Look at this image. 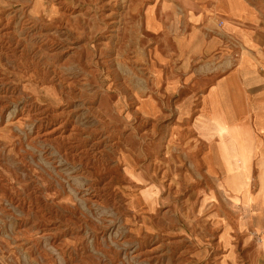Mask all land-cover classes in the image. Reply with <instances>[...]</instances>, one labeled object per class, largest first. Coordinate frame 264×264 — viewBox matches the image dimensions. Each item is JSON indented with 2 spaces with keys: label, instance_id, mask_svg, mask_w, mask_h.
Returning <instances> with one entry per match:
<instances>
[{
  "label": "rangeland",
  "instance_id": "374dc122",
  "mask_svg": "<svg viewBox=\"0 0 264 264\" xmlns=\"http://www.w3.org/2000/svg\"><path fill=\"white\" fill-rule=\"evenodd\" d=\"M157 3L0 0V264H244L264 250V227L244 249L242 194L206 175L195 111L168 92L175 64L145 31L161 29ZM228 109L204 101L196 127L231 136L215 163L228 157L255 198L264 168L251 176L254 141Z\"/></svg>",
  "mask_w": 264,
  "mask_h": 264
},
{
  "label": "crops",
  "instance_id": "0c3cea01",
  "mask_svg": "<svg viewBox=\"0 0 264 264\" xmlns=\"http://www.w3.org/2000/svg\"><path fill=\"white\" fill-rule=\"evenodd\" d=\"M157 1L147 8L155 10L161 29L158 33L145 31L152 36H162L159 45L164 50L158 52L164 62L159 64H175L176 72L167 79L166 86L170 94L182 95L178 111L183 116L195 111L189 129L194 144L200 147L206 175L217 178L219 175L213 173L221 170L224 183L227 185L234 179L236 191L242 194V204L246 206L242 205V239L246 249L254 241L251 236H245L246 231L264 227V194L246 199L243 173L228 157L221 169L216 165L221 145L230 153L234 142L231 136L227 132H215L214 125L209 124L202 126L204 134L196 125L203 123L200 115L205 112L204 101L209 102L212 97L219 98L222 106L229 108L226 111H242V128H248L254 141L250 170L257 180L260 168H264V0H235L239 8L234 7V0ZM236 95L240 98L238 105L232 102ZM256 113L260 114L256 117L260 123L251 119ZM205 159L212 162L215 170L208 168ZM251 193H258L256 185L249 191L250 196ZM252 253L242 263L259 264L260 258L264 262L260 246Z\"/></svg>",
  "mask_w": 264,
  "mask_h": 264
},
{
  "label": "bare ground",
  "instance_id": "6f19581e",
  "mask_svg": "<svg viewBox=\"0 0 264 264\" xmlns=\"http://www.w3.org/2000/svg\"><path fill=\"white\" fill-rule=\"evenodd\" d=\"M263 252H264V250H263Z\"/></svg>",
  "mask_w": 264,
  "mask_h": 264
}]
</instances>
